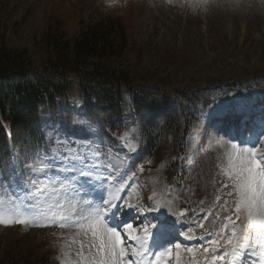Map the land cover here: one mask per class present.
Masks as SVG:
<instances>
[{"label": "rangeland", "instance_id": "1", "mask_svg": "<svg viewBox=\"0 0 264 264\" xmlns=\"http://www.w3.org/2000/svg\"><path fill=\"white\" fill-rule=\"evenodd\" d=\"M105 16H117L123 20L128 42L122 60L129 70L139 72L147 68L157 69L159 86L167 89H188L187 82L195 79L204 84L213 82L221 87V91H231L213 103L210 101L208 104L206 97L200 99V116L192 121L191 132L187 137L185 177L174 176L172 169H169L173 175L166 183L165 175L169 171L166 170L165 163L159 162L161 156H158L156 159H144L142 162L148 165L142 168L143 171L137 170L138 166L133 169L131 164L118 186L120 188L127 176L131 175V180L124 185L123 190L118 191L121 199L116 203L121 206L120 214L125 217L124 220L130 218L133 228L138 227L133 229L135 234H142L144 228L151 225L150 219H153L154 213L156 217L157 210L161 207L168 211L166 216L170 219L172 213L178 210L179 203L183 204L179 206L184 209L186 206L195 209V215L190 218L191 231H187L186 225L176 228L172 221V234H179L180 228L191 234L200 229L197 225L212 209L216 195L220 194L217 189L224 177L219 176L217 165L223 166L226 163L224 149L230 143L228 138L234 137L226 133L233 132L236 127L220 124L213 127L207 120V113L213 107H224L233 97L237 100L245 99L249 104L252 134L255 135L264 128V92L249 96L237 92V89L226 90L229 87L227 84L234 79L256 74L264 76V0H202L199 3L197 0H4L0 1V36H3L9 47L26 49L36 63L45 55L40 37L47 24L56 21L61 24L66 36L71 37L78 30L79 20L87 23ZM72 92V97L76 98L78 90L75 84ZM236 133L241 140L249 134L243 131L242 125L237 128ZM134 135L138 133L132 129L120 131L118 137L113 139L116 144L112 143L113 147L117 145L120 150L103 143L104 152H110L112 160L119 157L125 159L127 156L121 150V137L125 138L123 142L126 146H133ZM75 139L79 142H99V137L94 134L86 139ZM259 145L264 147V144ZM24 151L17 148L13 154H17L24 165L31 164V161L27 162L22 156ZM204 152L212 153L215 158V190L210 185L209 177H199L193 170L196 166L195 159ZM204 156L209 157L208 154ZM103 159L110 163L106 157ZM112 167L115 165L112 164ZM131 172L136 175L133 176ZM101 174L103 175L102 170ZM117 174L119 175L118 169ZM178 181H182L185 189L192 190L195 199L190 205L184 204L180 198L188 192L178 186ZM128 205L136 207L130 208ZM148 209L154 211L152 216L148 214ZM212 210L215 212V209ZM212 219L213 217H209V220L203 221L210 232L213 231V224L209 222ZM216 223L219 224V221ZM74 231L75 229H60L56 226H0V264H13V261L26 264L24 259H18L20 254L27 258V252L35 256L30 264H61L65 259L63 253L69 251L64 244ZM203 236L207 239L206 234ZM131 241L127 237V245H131ZM167 241L169 240H164L161 245ZM172 241L170 240L169 246ZM77 247L78 245H72L68 259H76L74 253ZM186 249L188 248L180 247V264H192V254ZM127 251L128 255L131 254V248ZM243 251H255V256L259 259V248H247ZM173 256L171 264H176L175 253ZM30 259L32 258L29 256ZM256 262L252 255H247L244 264Z\"/></svg>", "mask_w": 264, "mask_h": 264}, {"label": "snow or ice", "instance_id": "2", "mask_svg": "<svg viewBox=\"0 0 264 264\" xmlns=\"http://www.w3.org/2000/svg\"><path fill=\"white\" fill-rule=\"evenodd\" d=\"M199 2L202 0H197ZM248 109L247 100L233 97L224 107H213L207 113L213 127L220 124L240 128L242 125L243 131L249 134L242 140L228 138L230 143L224 149L226 163L217 165L224 181L220 182L217 189L220 194L213 202L215 212L209 209L197 225L209 237L207 246L186 249L192 254V264H201L198 255L201 253L206 254L204 264H244L247 255L256 254L255 251L245 253L243 250L247 248H259L256 264H264V151L258 147L264 144V128L252 134ZM91 128V120L78 125V131L86 137L94 134ZM76 131L54 130L44 150L36 153L31 164L24 165L17 154H12L6 163L0 161V226L75 229L64 244L69 251L63 253L65 259L61 264H132L127 260L128 248L136 258L135 264H154L148 256H155L156 262L165 256L171 257V247L157 252L151 249L163 247L159 241L174 230L172 221L157 217L158 223L146 226L142 234L137 235L133 225L120 214L121 206L116 201L121 197L110 192L107 199L103 195L99 197L102 203L87 198L96 191L97 182H112V165L103 159L110 160L111 153L104 152L103 141L79 142L75 139ZM129 147L135 151V147ZM179 159L183 162L185 157ZM102 169H109L103 178ZM123 187L116 191H122ZM187 211L176 213L177 219ZM209 217H213L209 221L213 224L212 232L207 231L203 222ZM121 225L128 238L136 242V247L125 245L119 230ZM182 234L194 238V234ZM72 245H78L75 260L67 258ZM180 247L175 245L176 264L181 262Z\"/></svg>", "mask_w": 264, "mask_h": 264}, {"label": "trees", "instance_id": "3", "mask_svg": "<svg viewBox=\"0 0 264 264\" xmlns=\"http://www.w3.org/2000/svg\"><path fill=\"white\" fill-rule=\"evenodd\" d=\"M40 39L45 55L35 63L26 49L11 48L0 36V160L11 159L15 148L32 149L45 138L48 126L78 130L79 120L86 117L108 139L127 128L135 130L139 162L161 156L167 166L175 165V176L183 177L179 158L185 154L189 126L199 115L200 99L222 96L219 86L191 78L188 89H167L159 86L157 69L129 70L122 60L128 34L117 16L79 20L71 37L55 21L44 27ZM73 84L78 100L72 98ZM235 84L264 89V76L238 78ZM202 160L194 172L216 181L215 159ZM29 254L18 260L30 264L35 256Z\"/></svg>", "mask_w": 264, "mask_h": 264}, {"label": "water", "instance_id": "4", "mask_svg": "<svg viewBox=\"0 0 264 264\" xmlns=\"http://www.w3.org/2000/svg\"><path fill=\"white\" fill-rule=\"evenodd\" d=\"M167 181L168 182L170 181V174H169V172L167 173Z\"/></svg>", "mask_w": 264, "mask_h": 264}, {"label": "bare ground", "instance_id": "5", "mask_svg": "<svg viewBox=\"0 0 264 264\" xmlns=\"http://www.w3.org/2000/svg\"><path fill=\"white\" fill-rule=\"evenodd\" d=\"M215 2V1H214ZM113 186H109V188L111 189Z\"/></svg>", "mask_w": 264, "mask_h": 264}]
</instances>
